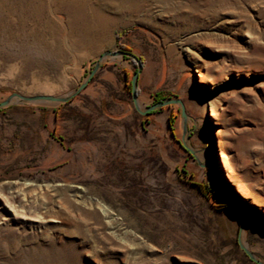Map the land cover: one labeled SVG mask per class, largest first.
I'll return each mask as SVG.
<instances>
[{
    "label": "rangeland",
    "instance_id": "rangeland-1",
    "mask_svg": "<svg viewBox=\"0 0 264 264\" xmlns=\"http://www.w3.org/2000/svg\"><path fill=\"white\" fill-rule=\"evenodd\" d=\"M120 49L141 61L143 107L180 98L191 146L204 152L212 132L218 163L222 152L264 202V0H0V72L16 65L0 75V101L63 72L72 90ZM116 56L84 87L92 95L0 109V264H255L237 244L241 212L221 193L236 198L210 188L181 146L179 106L138 113L136 63ZM237 197L264 264L263 213Z\"/></svg>",
    "mask_w": 264,
    "mask_h": 264
},
{
    "label": "water",
    "instance_id": "water-1",
    "mask_svg": "<svg viewBox=\"0 0 264 264\" xmlns=\"http://www.w3.org/2000/svg\"><path fill=\"white\" fill-rule=\"evenodd\" d=\"M116 56V55H124L131 59H133L136 63V70L133 72L131 77V86H130V94L132 99V104L135 108V110L140 114H146L151 111H154L156 109H159L163 106L170 105V104H176L180 108V117H181V136H180V143L181 146L196 160L197 164L199 166L207 167L209 171V178L208 183L210 184L211 188L214 189L216 192H220V188H223L225 191H229L230 194H232L236 199H232L230 195L226 193H221V196L224 198V200L231 205L233 208H236L241 212V220H240V232L237 236V244L240 250L243 252V254L253 263L255 264H263L260 259L256 256V254L248 249L241 240V234L243 233L244 236V226L246 225V212L242 205L239 203L238 197L235 194V192L227 186L226 180L224 179L217 156L215 155V138L213 137L212 133L205 131L206 136H208L209 139L207 146L203 149L205 153H207V157L205 159H202V162L197 157V152L200 151L198 149H194L189 141V130L187 127V118L188 115L185 112V107L183 101L178 97H169L164 98L162 100H157L153 103H151L148 106L140 107L137 103V93H136V87H137V77L138 73L140 72L142 68V64L140 60L136 58L134 54L131 52H128L126 50H105L103 51L98 57L97 60L94 62L93 66L91 67L90 71L85 76L84 80L78 84L75 88H73L68 94L63 96H46V95H36V96H22L19 95L17 92H12L9 94L6 98L0 101V109L7 107L9 105L15 104V103H30L32 100H53V101H59V102H67L69 101L73 96L78 94L82 88H84L92 75L97 71V69L100 67L102 63V59L105 56ZM13 97H17L19 100H13ZM209 155V156H208Z\"/></svg>",
    "mask_w": 264,
    "mask_h": 264
},
{
    "label": "bare ground",
    "instance_id": "bare-ground-1",
    "mask_svg": "<svg viewBox=\"0 0 264 264\" xmlns=\"http://www.w3.org/2000/svg\"><path fill=\"white\" fill-rule=\"evenodd\" d=\"M60 21H58V22H60ZM187 53L188 54H192L195 57V61L197 62L198 65H201V66H204L205 65V61L203 60L202 57L196 56L194 54V52H191V51H187ZM83 54H85V53H83ZM118 57L119 56H111V55H108V56L103 57L102 62L105 61L107 58L112 59V58H118ZM15 69H16L15 63H10V64H8V66H7V68L5 69L4 72H0V75H3V78L5 79V82H6V79L9 78L11 76V74L16 71ZM195 70L197 72V76L199 77V80L202 81V82H205L204 81V79H205L204 72L203 71H200V69L197 70L196 68H195ZM68 76L65 75L64 72H63V74L58 75L55 79L49 78V77H44L43 79L32 78L31 81L29 82V84L22 83L21 85H19L20 86V89L18 91H16V92L19 95H22V96H36V95L63 96V95L68 94L70 92V90H71V83L69 81L70 78ZM75 80L78 81V82L81 81V79H79L77 76H76ZM211 90H213V88H211ZM84 91L90 93L91 95L95 93V91L92 90V89H90V88H84ZM142 98H143L142 96H139L137 98V103H138V105L140 107H143V99ZM13 100H19V99L17 97H13ZM58 102L59 101L42 100V99L30 101L31 104L32 103H39V104H42V105H44V104H47V105H50V104L51 105H56ZM209 105L212 108L211 114L212 115L213 114L215 115V113H214L216 111L215 109L218 108V107H220L219 100H216L215 103L211 101L209 103ZM220 156H221V158H220L221 159V164L219 163V165H220L221 170H222V173H223V175H224V177H225V179L227 181L228 187L231 188L235 192V194H237V196H239V198H241V200H243V202L247 203L249 206H251L252 208H254L257 212L261 211L263 213V216H264V202L262 200L258 199L257 197H255L252 194L251 190L248 188V186H246V184L244 182H242L234 174L232 168L230 167V164H228V162L226 161V155H224L221 152L220 153ZM197 157H198L199 160H202V159H205L207 157V155L204 152L198 151L197 152ZM217 158L219 159L218 156H217ZM23 184L25 186H28V185L31 184V182L24 181ZM55 185H61V183L58 182V183H55V184H52V185H48V183H47V185H45V187L46 188L47 187H54ZM76 187L82 189L80 186H76ZM79 192H81V191L80 190H77V192H76L77 196H78V193ZM29 203H30L29 200H27V201L25 200V204H29ZM14 211H15V209H13V212ZM105 213L107 214V212H105ZM105 217H111V216L107 214ZM24 218H26V217L24 216ZM29 220H31V221H37V219H34L32 217H29ZM49 220L54 221V219H49ZM106 221L110 225L112 224L110 222L111 220L106 219ZM241 240H242V243L246 247H248V249H250V247L248 246L247 242L244 239L243 233L241 234Z\"/></svg>",
    "mask_w": 264,
    "mask_h": 264
},
{
    "label": "trees",
    "instance_id": "trees-1",
    "mask_svg": "<svg viewBox=\"0 0 264 264\" xmlns=\"http://www.w3.org/2000/svg\"><path fill=\"white\" fill-rule=\"evenodd\" d=\"M140 62H141V61H140ZM137 91H138V90H137V88H136V93H137ZM162 99H164V98H162V97L158 98V100H162ZM151 112H152V111H151ZM151 112H149V113H151ZM149 113H146V114H149ZM146 114H145V115H146ZM207 185L211 188V186H210V184H209L208 182H207Z\"/></svg>",
    "mask_w": 264,
    "mask_h": 264
},
{
    "label": "built area",
    "instance_id": "built-area-1",
    "mask_svg": "<svg viewBox=\"0 0 264 264\" xmlns=\"http://www.w3.org/2000/svg\"><path fill=\"white\" fill-rule=\"evenodd\" d=\"M212 133V132H211ZM212 135H213V133H212ZM213 137H214V135H213Z\"/></svg>",
    "mask_w": 264,
    "mask_h": 264
}]
</instances>
